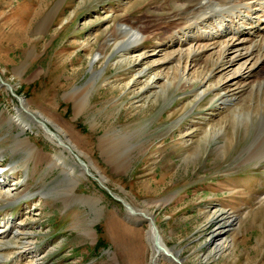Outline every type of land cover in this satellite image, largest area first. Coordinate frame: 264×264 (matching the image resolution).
I'll return each mask as SVG.
<instances>
[{
    "label": "rangeland",
    "instance_id": "374dc122",
    "mask_svg": "<svg viewBox=\"0 0 264 264\" xmlns=\"http://www.w3.org/2000/svg\"><path fill=\"white\" fill-rule=\"evenodd\" d=\"M58 1L0 0V191L22 193L0 199V228L19 229L0 239V264H152L143 210L184 264H264V115L253 88L223 103L197 79L170 84L176 44L159 41L169 31L160 18L179 8L171 0ZM120 24L153 33L128 54L146 50L143 62L122 55ZM30 112L60 126L91 173Z\"/></svg>",
    "mask_w": 264,
    "mask_h": 264
},
{
    "label": "bare ground",
    "instance_id": "6f19581e",
    "mask_svg": "<svg viewBox=\"0 0 264 264\" xmlns=\"http://www.w3.org/2000/svg\"><path fill=\"white\" fill-rule=\"evenodd\" d=\"M171 1L179 6V8L175 12H171L167 16L160 18L165 21L169 31L162 34L161 40L159 41L160 45L167 44V40H169L171 45L176 44L175 50L170 53L166 52L169 56L167 57L168 59H166L168 60L166 66L169 69L165 71V75L167 74L166 77L170 80V84L179 85L183 83L192 86L195 84V79H197L200 81V88H203L201 94L214 91V98L218 97L223 103H226L228 100H233L232 98L234 95L241 96L248 88H253L254 97L256 99L254 107L256 111L258 110L264 115V89L262 92L260 91L261 88L264 87V78L257 77L255 79L256 68L260 63L264 64V0ZM142 27L143 26H137L135 28L126 24L121 25L120 28L118 26L120 32H124V36L123 39L116 44L120 49H124L122 55H126L125 59H129L136 63L143 62L148 57V52L146 50H142L141 53L136 56H128V54L130 55L132 52L131 48L144 42L143 40L148 39V36L152 33L146 34L145 30H142ZM158 27H160V25H158ZM261 27L262 29H259ZM125 49H127L128 52L125 51ZM195 57L199 58V60L194 61ZM184 60L187 62L186 65H182L181 63ZM197 61L201 62L194 70L196 74L191 73L190 70L195 67ZM229 67H232L230 69L232 71L231 76L236 80H228L229 77L226 76V71H228L227 69ZM147 72L148 68L141 70V74H147ZM156 75H160L159 72L156 73ZM215 76H218V78L214 79ZM154 77L155 76L151 79L154 80ZM170 78L173 79L171 80ZM175 78H179V80L176 82ZM252 83L253 86H251ZM75 105L78 108V103ZM21 106L22 107L19 108L20 110L29 109L25 98L21 99ZM20 110H18V114L21 113ZM30 113H32L33 117L38 119L37 121L42 127L48 129L49 133L47 132V135L54 143H57L61 148L63 147L74 152L76 151V157L82 159L79 155H83L84 153L78 149L76 143L74 144L67 137L66 132L60 126H57L53 121L48 117L46 118L41 113ZM18 114L17 116H12V121H16L21 127L22 132H25V127L29 124L31 126V123L23 120ZM47 122H49V124L51 123L50 125H52L54 129L51 128ZM99 142H101L100 144L102 145L104 141L100 140ZM27 146L29 147L28 149L32 147L30 144ZM45 154L37 155L38 158L49 159V156ZM58 160H60V158H58ZM82 160V162H84V164H81L83 171L89 172L90 164L93 165V162L91 161L89 164L84 161V159ZM60 161V168L62 167L63 171H66V161L62 158ZM113 168L115 172H117L116 170L122 171L121 168ZM1 170L0 168V171ZM99 173L101 175V180H107L101 172ZM21 196L22 193L18 190L12 191L8 188L4 191H0V199L5 198L8 202H14ZM128 207L133 213L137 212V209H139L132 205H128ZM141 213L146 218L152 217L146 215L147 213H145L144 210L141 211ZM218 228L220 229H217L218 232L216 231L217 233L214 236V240L217 241L221 238L220 236L223 231L220 226ZM152 229L150 230L149 228L147 231L150 234L153 251V258L151 259L152 264H164L165 262H169L166 250L175 254L177 253L167 245L159 227L158 242L164 248L158 249L155 244L156 232ZM18 230V227L8 228V225L3 224L0 228V233H3V235L0 234V239L2 240L7 234L9 235L11 232H17ZM33 262L38 264L37 258H34Z\"/></svg>",
    "mask_w": 264,
    "mask_h": 264
},
{
    "label": "water",
    "instance_id": "95a60500",
    "mask_svg": "<svg viewBox=\"0 0 264 264\" xmlns=\"http://www.w3.org/2000/svg\"><path fill=\"white\" fill-rule=\"evenodd\" d=\"M63 2V0H59L57 3H56V6H60L59 5V3L61 4ZM0 81L2 82V83H4V81H3V79H2V76L0 75ZM8 86H9V88L11 89V91H12V93L19 99V101H21V99L23 98L22 96H19V95H17V93H15V91H14V87L12 86V85H10V84H8V83H6ZM79 160H80V162H81V164H84V162H82L83 160L82 159H80V158H78ZM128 206V205H127ZM147 219H149V221H150V225H151V227L155 230V232H156V236H155V244H156V246L158 247V249H162V248H164V247H162V245L158 242L159 240H158V236H159V231H158V226H157V224H156V222H155V219H154V217L152 218V217H148ZM166 250V249H165ZM166 254L168 255V260H169V262H171L172 264H184L183 263V261L180 259V257L177 255V254H175V253H172V252H168L167 250H166Z\"/></svg>",
    "mask_w": 264,
    "mask_h": 264
}]
</instances>
